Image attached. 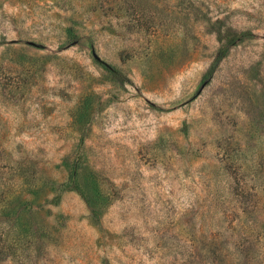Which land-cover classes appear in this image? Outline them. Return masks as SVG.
<instances>
[{
  "label": "rangeland",
  "instance_id": "374dc122",
  "mask_svg": "<svg viewBox=\"0 0 264 264\" xmlns=\"http://www.w3.org/2000/svg\"><path fill=\"white\" fill-rule=\"evenodd\" d=\"M0 264H264V0H0Z\"/></svg>",
  "mask_w": 264,
  "mask_h": 264
},
{
  "label": "trees",
  "instance_id": "16d2710c",
  "mask_svg": "<svg viewBox=\"0 0 264 264\" xmlns=\"http://www.w3.org/2000/svg\"><path fill=\"white\" fill-rule=\"evenodd\" d=\"M233 41H234V38H232L231 43H233ZM112 72H113V71H112ZM113 73H115V72H113Z\"/></svg>",
  "mask_w": 264,
  "mask_h": 264
}]
</instances>
